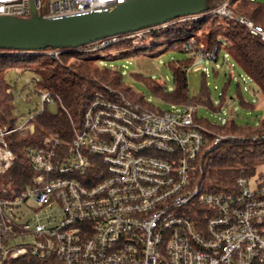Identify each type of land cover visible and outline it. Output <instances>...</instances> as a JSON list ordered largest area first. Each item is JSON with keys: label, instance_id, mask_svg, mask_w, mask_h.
Listing matches in <instances>:
<instances>
[{"label": "built area", "instance_id": "built-area-1", "mask_svg": "<svg viewBox=\"0 0 264 264\" xmlns=\"http://www.w3.org/2000/svg\"><path fill=\"white\" fill-rule=\"evenodd\" d=\"M124 1L0 0V15L28 18L34 7L57 19ZM228 1L214 13L244 25L264 45V26L233 13ZM149 30L123 38L138 43ZM120 37L87 47L97 50ZM184 49L196 63L217 59V49L198 46L194 38ZM61 52L48 51L53 57ZM34 93L41 109L23 121L18 116L13 127L0 124V264H264V178L240 176L224 190L199 182L204 155L229 137L217 135L207 144V129L194 117L198 107L171 104L155 111L112 87L98 89L67 144L50 133L27 147L28 181L16 185L9 172L17 156L8 136L33 133L45 105L61 102L48 90Z\"/></svg>", "mask_w": 264, "mask_h": 264}, {"label": "trees", "instance_id": "trees-1", "mask_svg": "<svg viewBox=\"0 0 264 264\" xmlns=\"http://www.w3.org/2000/svg\"><path fill=\"white\" fill-rule=\"evenodd\" d=\"M226 1L228 0H206L205 9L200 13L201 18L178 17L167 22L166 26L150 28L139 37V44L135 43L136 37L123 38L131 32L121 34L117 42L97 50H90L84 45L75 49H62L55 57L48 53L52 47L39 51L0 48V124L13 127L18 121L14 104L16 86H12L6 80V74L10 69H31L37 75L32 81V91L36 88L48 90L61 101L57 104L56 112L50 111L48 105H45L36 115L33 133L15 131L8 136L9 146L17 156L15 166L9 172L14 183L24 185L28 181L27 147L39 143L44 135L50 133H58L67 144L73 136V125L78 127L81 125L86 106L98 89L112 87L130 100L139 102L151 110H164L127 85L121 70L100 66L99 59L108 60L147 50L154 51L162 44L177 50H185L184 45L193 36L196 38V45H203L207 50L217 49L216 61L221 51L222 64L226 62L228 55L232 57L233 67L239 66L264 94V45L256 36L250 34L244 25L214 13V10ZM227 6L236 15H244L255 24L264 26V2L229 0ZM198 32L202 33L199 38ZM138 45L143 48H139ZM111 51L117 54L112 55ZM195 58V55H192L185 60L169 63L173 76L171 88L149 75L139 74L137 77L147 83L153 94L170 104L193 105L198 109L204 106L216 112V99L207 84H202L196 96L189 95L186 69L194 63ZM10 88H13V91H8ZM233 99L239 107L251 112L257 111V105L247 99L239 80L234 89ZM236 114L238 115V112ZM194 117L196 122L207 129L205 132L207 144H211L217 135L229 137L204 155L203 177H198L200 183L212 189L224 190L234 185L240 176L258 173L259 177L264 178L263 173L257 171L258 165L264 164V119L258 125H252L249 122L241 124L235 117L215 122L207 117H200L198 111ZM10 264L49 263L18 259Z\"/></svg>", "mask_w": 264, "mask_h": 264}, {"label": "rangeland", "instance_id": "rangeland-1", "mask_svg": "<svg viewBox=\"0 0 264 264\" xmlns=\"http://www.w3.org/2000/svg\"><path fill=\"white\" fill-rule=\"evenodd\" d=\"M260 1L264 2V0ZM201 34L198 32L197 38L201 37ZM192 39L193 36L190 37V40ZM194 41L197 42L196 38ZM136 44L139 43L136 42ZM138 47L143 48L139 45ZM111 54L116 55L117 53L111 51ZM192 54V52L177 50L162 44L154 51L147 50L108 60L102 58L98 60V63L100 66L121 70L127 85L142 94L146 100L153 102L161 109H165L171 104L153 94L147 83L143 79L138 78L137 75H149L171 88L173 86V76L169 63L185 60L191 57ZM219 56L217 61L205 58L201 59L199 63H192L187 68L189 95L191 97L196 96L202 84L205 83L210 87L211 94L216 99V112L200 106L199 109L197 108L199 116L207 117L215 122L235 117L241 124L249 122L252 125H258L264 119V94L239 66L233 67L234 60L232 57L228 55L226 62L222 64L223 51L220 52ZM35 78H37V75L31 69L21 70L20 68H15L10 69L6 74L7 82L12 86H16L14 89L15 113L19 116L20 121L29 117L34 109H41L40 97L32 91V81ZM238 80L241 82V87L247 99L254 101L257 105L256 112L243 109L234 101V89ZM48 109L56 112L58 109L57 103L49 104ZM237 112L238 115L236 114ZM257 169L258 172H262L264 175V164L258 165ZM256 175L259 176L258 173Z\"/></svg>", "mask_w": 264, "mask_h": 264}, {"label": "water", "instance_id": "water-1", "mask_svg": "<svg viewBox=\"0 0 264 264\" xmlns=\"http://www.w3.org/2000/svg\"><path fill=\"white\" fill-rule=\"evenodd\" d=\"M206 0H125L112 9L83 15L46 19L0 15V48L39 51L78 48L102 38L133 33L175 18L197 15Z\"/></svg>", "mask_w": 264, "mask_h": 264}]
</instances>
